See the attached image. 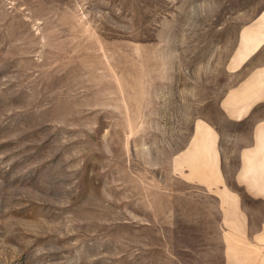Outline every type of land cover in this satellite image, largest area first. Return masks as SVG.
<instances>
[{
  "label": "rangeland",
  "instance_id": "374dc122",
  "mask_svg": "<svg viewBox=\"0 0 264 264\" xmlns=\"http://www.w3.org/2000/svg\"><path fill=\"white\" fill-rule=\"evenodd\" d=\"M0 264H264V0H0Z\"/></svg>",
  "mask_w": 264,
  "mask_h": 264
}]
</instances>
